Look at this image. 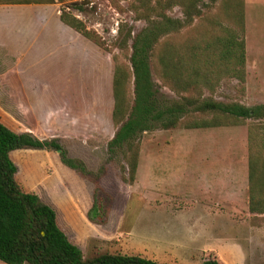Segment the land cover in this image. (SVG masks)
<instances>
[{
    "label": "rangeland",
    "instance_id": "374dc122",
    "mask_svg": "<svg viewBox=\"0 0 264 264\" xmlns=\"http://www.w3.org/2000/svg\"><path fill=\"white\" fill-rule=\"evenodd\" d=\"M201 3L199 16L168 39L178 48L230 29L243 40L245 72L243 83L224 78L212 94L202 90V98L247 107L264 104V0H243L242 31L232 14L220 13L205 0ZM145 9L144 0L0 5V121L38 141L55 140L66 157L84 164L91 173L88 179L95 177L97 185L65 167L57 151L37 148L10 152L15 181L54 211L58 227L84 258L107 253L169 264H200L208 258L221 264H264V214L248 211L247 190L220 213L183 203L186 189L202 195V170L190 169L202 167V162L192 161L229 149H241L248 157L247 130L253 135V128L248 129L253 121L224 126V136L217 141L211 140L209 128L161 130L156 125L137 138L131 184L121 178L126 169L122 152L107 151L115 131L110 120L113 63L108 60L114 57L115 63L128 66L131 39L146 26L136 15L155 18ZM22 11L74 16L100 38L98 63H13L10 47L17 46L19 35L11 31L10 21ZM164 13L182 18L178 7ZM155 63L149 56L157 107L179 102L186 94L163 87ZM127 89L131 94V83ZM250 145L253 154V139ZM160 157L167 160H155ZM185 159L190 163L185 165ZM190 195L203 197L192 190ZM93 202L96 208L90 211Z\"/></svg>",
    "mask_w": 264,
    "mask_h": 264
},
{
    "label": "trees",
    "instance_id": "16d2710c",
    "mask_svg": "<svg viewBox=\"0 0 264 264\" xmlns=\"http://www.w3.org/2000/svg\"><path fill=\"white\" fill-rule=\"evenodd\" d=\"M109 3L112 0H108ZM202 0H144L149 15H136L146 26L131 39L128 66L115 63L111 76L112 108L110 120L115 128L106 143L108 153L122 152L126 166V184L134 180L138 160V136L151 131L156 125L161 130L207 129L237 126L245 120L253 121L252 133L247 130V207L248 211L264 213V164L250 153L253 146L264 151V104L244 106L238 103H220L203 99L202 90L214 92L220 80L234 78L244 82L243 40L227 28L209 33L190 44L177 47L168 39L199 16L198 4ZM216 5L217 10L232 14L242 31L243 0H205ZM51 0H0V5L50 4ZM178 7L181 19L170 18L165 13ZM61 23L101 48L100 38L87 31L81 21L69 13L59 14ZM129 34V33H128ZM168 35V36H167ZM160 38H162L160 40ZM154 57L155 75L161 85L175 94H186L179 102L158 108L155 98L148 59ZM131 81V82H130ZM131 83L129 94L127 84ZM205 116V117H204ZM23 148L54 150L60 162L88 179L91 174L80 160L65 156L55 140L38 141L28 134L16 132L0 121V262L3 264H169L157 263L138 256L99 254L84 258L58 227L54 211L36 195L23 192L15 181V166L9 154ZM259 151V150H258ZM89 180V179H88ZM96 188V178L89 180ZM96 208L94 202L90 211ZM89 215V214H88ZM200 264H221L215 258Z\"/></svg>",
    "mask_w": 264,
    "mask_h": 264
},
{
    "label": "crops",
    "instance_id": "0c3cea01",
    "mask_svg": "<svg viewBox=\"0 0 264 264\" xmlns=\"http://www.w3.org/2000/svg\"><path fill=\"white\" fill-rule=\"evenodd\" d=\"M10 24L13 25L11 31L19 35L17 46L10 47L13 63H48L52 60L54 63H98V47L61 23L59 15L22 11ZM111 60H108L109 63H113ZM225 128H209L211 140L217 141L224 136ZM240 151L241 149L236 153L229 149L225 154L206 155L192 161L202 162V167L190 169L202 170L204 178L202 177L203 185L200 190L202 195L193 189H186L184 192L183 203L187 208L188 205L197 206L203 212L220 213L225 211V206L229 205L234 197L245 194L248 184L247 157L242 156ZM253 158L264 164V151L253 146ZM164 159L166 158L160 157L155 160ZM184 163L186 165L190 161L185 159ZM191 190L203 197H192Z\"/></svg>",
    "mask_w": 264,
    "mask_h": 264
}]
</instances>
